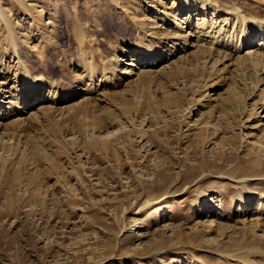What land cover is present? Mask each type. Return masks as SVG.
Instances as JSON below:
<instances>
[{
	"label": "rangeland",
	"instance_id": "1",
	"mask_svg": "<svg viewBox=\"0 0 264 264\" xmlns=\"http://www.w3.org/2000/svg\"><path fill=\"white\" fill-rule=\"evenodd\" d=\"M173 3L0 0V264H264V59H158Z\"/></svg>",
	"mask_w": 264,
	"mask_h": 264
},
{
	"label": "bare ground",
	"instance_id": "2",
	"mask_svg": "<svg viewBox=\"0 0 264 264\" xmlns=\"http://www.w3.org/2000/svg\"><path fill=\"white\" fill-rule=\"evenodd\" d=\"M172 7L174 10L170 12L171 14L163 12L164 10L160 12L163 15V24L169 26L168 29L161 31V35L163 34L161 43L171 44L172 51L167 54L166 50H157L156 57L158 59L162 57V59L169 60L167 63L185 64L189 61L188 57L194 55L193 52L187 53V50L194 48L199 55L198 59L209 62L211 61L210 58L214 57L213 53H216L214 51L215 46L237 48V52L246 49L245 55L264 59V19L258 14V10L248 14L244 12L242 3L238 0H234L233 3L224 0H174ZM151 8L154 9L155 7ZM151 25L153 24L151 23ZM174 54L175 56L179 55V57L176 58ZM173 56L176 59H172ZM127 58H129V54L118 58L117 61L113 60L116 62H113L114 64L106 70L105 74L107 73L110 78L116 79V77L128 73L123 72L120 68L123 65H130ZM156 62L157 60H154L150 64L154 65ZM213 62L217 64L221 61L214 60ZM26 78V76L23 79L20 78L22 82L20 85L23 86L20 95L22 93V97H24L27 92L30 94V98L34 99L36 93L32 91L33 81H28L26 84ZM8 97L11 96H6L4 99ZM20 97L21 106L24 108L30 103V98L22 99ZM50 97L46 96V100ZM257 211L258 205L250 214L254 216Z\"/></svg>",
	"mask_w": 264,
	"mask_h": 264
}]
</instances>
